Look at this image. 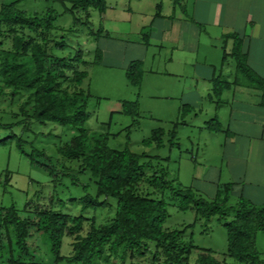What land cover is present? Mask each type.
Segmentation results:
<instances>
[{
	"label": "trees",
	"instance_id": "16d2710c",
	"mask_svg": "<svg viewBox=\"0 0 264 264\" xmlns=\"http://www.w3.org/2000/svg\"><path fill=\"white\" fill-rule=\"evenodd\" d=\"M54 1L73 14L76 25L82 20L78 15L80 10L88 13L90 9H97L104 13L107 9L106 0ZM17 4V0L0 2V23L6 28L1 33L2 38L6 37L4 43L0 42V94L14 97L27 93L19 107L21 113L29 120L48 121L65 127L68 134L59 151L69 159L80 160L82 169L90 171L97 182L96 196L89 192L88 184L83 185L86 195L77 201L82 206V213L89 208L114 205V216L100 226L91 224L87 233L81 234L86 222L83 214L68 216L47 203H38L36 211L23 216L15 206L0 205V251L15 235L17 246L29 254L27 240L34 231L46 234L52 249L58 253L63 233L67 232L73 237V251L66 258L71 263L116 264L118 259L126 261L136 255H150V264H191L193 245L186 240L185 230L165 227L167 203L155 196V190L170 188L180 210L195 209L198 220H204L205 224L216 217L227 231L226 254L220 257L212 250H202L195 264H229L228 258L234 261L233 264H264L256 248V236L264 232V205L256 206L245 199L232 204L227 192H220L217 199L208 200L192 189H176L169 180L167 168L155 169L152 175H147L146 168L151 163L142 162L146 153L140 155L130 148H110L106 145L105 135L88 132L83 127L87 106L82 88L89 76L85 69L88 63L81 51L68 57L54 53L55 50H67L64 38L73 28L55 26L59 13L54 7L31 15L18 9ZM86 22H89L88 17ZM6 40H11L10 45ZM235 54L240 72L246 76L249 71L246 60L237 50ZM139 76L133 65L128 71L129 79L136 85ZM257 83L264 89L262 81ZM123 106V113L136 117V101L125 102ZM71 131L76 133L69 139ZM166 134L163 127H158L143 144L162 147ZM170 136L173 143L174 136L172 133ZM13 138L17 139L19 149L27 153L26 141L17 135L9 139ZM32 152L45 155L44 150ZM145 178L153 187L150 193L140 190ZM103 196L106 199L101 200Z\"/></svg>",
	"mask_w": 264,
	"mask_h": 264
},
{
	"label": "crops",
	"instance_id": "0c3cea01",
	"mask_svg": "<svg viewBox=\"0 0 264 264\" xmlns=\"http://www.w3.org/2000/svg\"><path fill=\"white\" fill-rule=\"evenodd\" d=\"M106 1V11H98L112 12L114 22L96 34L93 63L110 60L101 75L115 88L117 105L173 110V123L194 128L188 143L210 146L190 152L191 184L178 177V188L264 205V89L257 83H264V0H150L143 7L141 0ZM235 50L246 60V76ZM133 65L136 85L128 77ZM172 134L175 146L178 128ZM198 165L207 170L195 173Z\"/></svg>",
	"mask_w": 264,
	"mask_h": 264
},
{
	"label": "rangeland",
	"instance_id": "374dc122",
	"mask_svg": "<svg viewBox=\"0 0 264 264\" xmlns=\"http://www.w3.org/2000/svg\"><path fill=\"white\" fill-rule=\"evenodd\" d=\"M11 1L14 0H4V2ZM149 1L141 0V7L146 6ZM17 3L18 9L31 15L34 12H44L49 7H54L59 13L55 26L73 28L72 31L66 33L64 38L68 44L67 50L64 52L55 50L54 53L60 57H68L75 56L78 50L83 49L85 59L89 62L86 68L82 67L89 72L90 76L82 84L87 106V117L83 127L90 133L105 135L106 145L110 148H130L131 151L140 155L146 153L142 162L151 163V166L146 168L147 175H152L155 169L164 167L167 168L169 180L176 189L179 186L177 180L174 181L175 178L181 177L185 186L191 184L189 174L193 170L190 152L200 150L202 154L204 151H210L208 148L210 146L202 145L200 142L188 143L189 136L191 138L196 136L192 131L194 128L173 123L178 120L173 110H163L156 103L142 105L140 111L136 112V117L123 113L124 106L121 110L122 106L117 105L118 95L115 88L110 87V83L102 79L101 75V70H105L104 67H111L110 60H105L104 67H97L93 63L94 54L97 51L95 36L100 28L106 30L109 28V25L114 22V14L108 10L106 15H100L96 9H90L88 13L80 10L78 15L82 20L76 25L73 14L66 12L64 5L54 0H17ZM86 16L89 22H86ZM117 26L115 23L114 27L117 28ZM2 30L6 28L0 23V42L4 43L6 37H1ZM5 42L9 44L11 40ZM1 90L0 81V92ZM27 96V93L14 97L9 94H0V123L12 125V127L0 125V140L5 139L4 142H0V205L15 206L23 216L33 212L34 209L36 211L38 203H47L56 211L68 216L83 214L86 222L81 234H86L91 224L100 226L114 216V205L89 208L82 213V206L77 201L86 195L83 185L88 184L89 192L96 196L98 191L96 178L90 171L82 169L80 160L69 159L59 151V148L66 142L65 138L68 133L65 132V127L48 121L37 122L31 117L29 120L21 113L19 107ZM151 113L155 117H152ZM161 126L167 133L164 145L162 147L145 146L143 141L150 137L155 128ZM176 128H178L181 142L173 146L174 144H170V135L172 131H176ZM74 133L71 131L67 138L70 139ZM13 135L20 136L26 141L27 153L19 149L16 138L9 139ZM32 150H44L45 155L32 152ZM199 170L206 171L207 169L198 165L195 173ZM147 178L143 179L140 190L150 193L153 187L149 186ZM170 190V188L163 191L155 190V196L164 199L167 203L165 227L185 230L186 240L193 245L191 264L196 263L199 252L202 250H212L216 255L224 256L228 247L225 226L216 217L206 224L204 220L197 222L194 210L182 211L178 208L177 199ZM205 194L211 195L210 192H205ZM104 199H106L104 196L101 197V200ZM112 201L116 202L114 199ZM72 242L73 237L67 232L63 233L60 250L57 253L52 249L46 234L33 231L27 240L30 248L27 254L17 246L16 236L13 235L7 247L0 251V264H11L13 261L14 264H81L71 263L66 259L72 252ZM256 248L264 259V232L257 234ZM151 260L150 255L144 257L136 255L126 261L118 259L116 264H150ZM227 262L233 264L234 261L228 258Z\"/></svg>",
	"mask_w": 264,
	"mask_h": 264
}]
</instances>
